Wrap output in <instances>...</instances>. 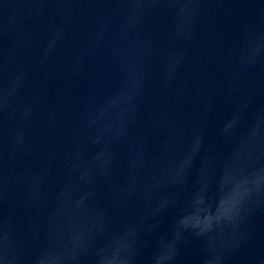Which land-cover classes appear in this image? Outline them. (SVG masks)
Listing matches in <instances>:
<instances>
[{
	"label": "water",
	"instance_id": "obj_1",
	"mask_svg": "<svg viewBox=\"0 0 264 264\" xmlns=\"http://www.w3.org/2000/svg\"><path fill=\"white\" fill-rule=\"evenodd\" d=\"M0 264H264V0H0Z\"/></svg>",
	"mask_w": 264,
	"mask_h": 264
}]
</instances>
